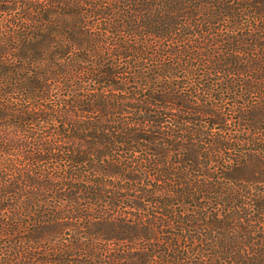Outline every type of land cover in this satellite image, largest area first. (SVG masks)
<instances>
[{
    "label": "trees",
    "instance_id": "obj_1",
    "mask_svg": "<svg viewBox=\"0 0 264 264\" xmlns=\"http://www.w3.org/2000/svg\"><path fill=\"white\" fill-rule=\"evenodd\" d=\"M0 264H264V0H0Z\"/></svg>",
    "mask_w": 264,
    "mask_h": 264
}]
</instances>
